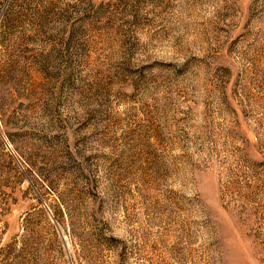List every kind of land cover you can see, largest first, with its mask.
I'll list each match as a JSON object with an SVG mask.
<instances>
[{"label":"rangeland","instance_id":"374dc122","mask_svg":"<svg viewBox=\"0 0 264 264\" xmlns=\"http://www.w3.org/2000/svg\"><path fill=\"white\" fill-rule=\"evenodd\" d=\"M253 185L264 0H0V264H264Z\"/></svg>","mask_w":264,"mask_h":264},{"label":"trees","instance_id":"16d2710c","mask_svg":"<svg viewBox=\"0 0 264 264\" xmlns=\"http://www.w3.org/2000/svg\"><path fill=\"white\" fill-rule=\"evenodd\" d=\"M257 187L258 186H254L253 185L248 190H249L250 193L255 195L253 201L258 202L259 208H260V210H262V209H264V190L260 187L257 191H255L254 189H256ZM256 209H258V207H256ZM260 210H259V212H260ZM257 211L258 210H256V212Z\"/></svg>","mask_w":264,"mask_h":264}]
</instances>
